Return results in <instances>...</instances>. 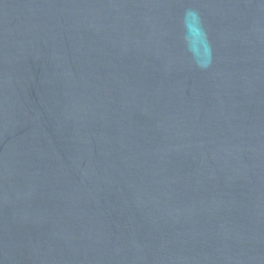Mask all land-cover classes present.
Listing matches in <instances>:
<instances>
[{
	"label": "water",
	"instance_id": "obj_1",
	"mask_svg": "<svg viewBox=\"0 0 264 264\" xmlns=\"http://www.w3.org/2000/svg\"><path fill=\"white\" fill-rule=\"evenodd\" d=\"M0 264H264V0H0Z\"/></svg>",
	"mask_w": 264,
	"mask_h": 264
}]
</instances>
